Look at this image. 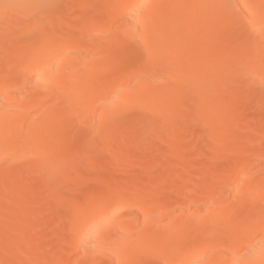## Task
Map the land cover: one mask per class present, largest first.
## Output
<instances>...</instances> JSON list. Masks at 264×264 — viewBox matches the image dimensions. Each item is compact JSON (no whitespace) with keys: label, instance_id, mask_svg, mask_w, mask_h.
Listing matches in <instances>:
<instances>
[{"label":"bare ground","instance_id":"bare-ground-1","mask_svg":"<svg viewBox=\"0 0 264 264\" xmlns=\"http://www.w3.org/2000/svg\"><path fill=\"white\" fill-rule=\"evenodd\" d=\"M38 1L0 0V11H5L6 21L20 14L32 16L30 5ZM139 5L144 7L137 12L135 6ZM104 11V21L88 22L87 36L96 33L92 43L75 38L74 24L70 25L67 38L50 40L48 29L52 25L56 28L57 21L51 24L43 19V14L34 16L28 26L41 29L40 42L16 71L28 76L19 84L8 66L0 68V169L10 164L17 167L12 180L9 175L0 176V264H36L48 255L49 234L44 225H26L28 216L40 213L37 207L41 195L39 191L30 194L29 189L42 183L43 194L58 193L57 183L61 180L54 173L65 146H71L82 132L79 124L91 130L88 125L95 127L98 118L94 116L99 111L102 113L96 128L104 131L119 113L140 107L151 112V131L161 132L153 146L154 153L127 152L132 141L122 137L101 146L109 157L103 164L113 166L138 158L139 177L147 176L152 185L135 191L127 184L130 173L122 169L120 180L110 179L105 192L89 195L85 189L83 195H89L85 202L74 197V212L67 223L64 244L45 259V264H153L152 257L163 264H264V168L258 167L264 153L254 156L250 144L241 140L245 131L236 129L242 116H237L236 122L232 118L239 110H246L241 101L250 99L256 88L245 81L248 84L240 91V79L263 73L259 77L264 82V0H114L105 4ZM123 19L117 31L103 34L106 27ZM19 40L15 38L13 44L20 45ZM0 42V52L4 53L10 43ZM134 43L138 48H132ZM89 46L90 56L82 55L81 51ZM158 73L163 76H156ZM229 88L234 95L231 93L222 105L210 99L198 112L199 123L211 128L205 142L210 145L209 151L199 149L195 135L183 125V108H187L192 95L194 105L200 106L215 93ZM258 107H264V99ZM207 111L210 114L205 120ZM193 118L196 119L192 116L189 122ZM147 125L142 124L134 130L135 134L144 132ZM25 126L30 128L27 135ZM251 128L244 130L250 132ZM259 134L263 140L264 130ZM170 137L175 140L169 142ZM134 139L133 144L143 141ZM26 141L32 142L30 147ZM165 152H169L171 160ZM72 153L90 155L89 149ZM181 156L199 158L200 167L206 158L223 159L224 168L237 166V170L231 178L229 172L225 177L221 168H215L209 181L195 183L199 190L192 199L179 204L171 193L182 191L181 185L189 183L193 175L189 165L180 161ZM168 161L175 167H184L186 172L180 176L169 174L171 178L160 176L164 186L156 193L160 177L143 169L166 170ZM25 175L29 181L14 191L5 189L6 182L14 181L16 185ZM71 189L63 193V209L71 206ZM158 196H163L161 201L156 199ZM34 227L41 230L37 232ZM72 253L74 256L70 257Z\"/></svg>","mask_w":264,"mask_h":264},{"label":"rangeland","instance_id":"rangeland-1","mask_svg":"<svg viewBox=\"0 0 264 264\" xmlns=\"http://www.w3.org/2000/svg\"><path fill=\"white\" fill-rule=\"evenodd\" d=\"M113 1L114 0H104V1L103 0H40L38 2H32L31 3L32 5H30V7H32V8H30V9H32V11H33L32 16H28L26 14H20L17 18H11V19H9V21L5 20V15H6L5 11H0V40H4L7 43H10L8 45L9 49H7V51H5L4 53L0 52V68L2 67V69H3L5 66L6 67L8 66L7 68H9V71L12 74V77L13 78L15 77L14 81H16L19 84H22L23 80L26 79V76H28V75L17 74L16 71H18L17 69H18L19 63L22 61V59L26 58L29 54H31L32 51H34V49L37 47V44H39V42H40L41 29L39 27L28 26V23L33 20L34 16L39 15V14H43V19L46 22L50 20V23L54 22L53 24H55L57 21L58 25L56 24L57 25L56 28H54V25H52L51 28L48 29L49 30V32H48L49 39L51 38L50 40H54L56 42V40H58L60 38H67L69 36V31H70L69 27H70V25L74 24V26L73 25L72 26H73V28L74 27L76 28V30L73 31L75 38L77 37V39H78V37H79V39L81 38L82 41L88 40L91 42L92 39L95 37L96 33H94V31H93V33L90 34V36H89L90 38L87 36L89 34V32H88L89 30L88 31L86 30V29H88L87 26L89 27L88 22L91 23L92 21L96 22L98 20L104 21L107 18V14L104 11L105 4L109 3V2H113ZM102 5H104L103 9H101ZM112 19H115V18L113 17ZM58 21H59V23H58ZM123 21H124V19L121 21H118V20L115 21L114 24H111L112 26H108V27H106V29H104L105 32L103 34L108 35V34L114 33L115 31H117V29H119V27ZM93 22H92V24H93ZM84 33H85V36H84ZM92 36H94V37H92ZM15 38L22 40L21 44H20L21 47L19 44H17V46H16V43L13 44V42L15 41ZM23 42H26L27 45H22ZM132 46H131L132 48L136 49V48H138L139 45L137 43H134ZM16 48H20V49L15 51ZM91 49H92L91 46H89L86 50L81 51V54L82 55L84 54L86 56L92 51ZM21 50L25 54L22 53ZM0 51H1V42H0ZM18 51L21 52V54L17 53ZM15 52L18 55L15 54ZM22 54H24V55H22ZM88 56H90V55H88ZM5 58L7 61L5 60ZM147 62H148V60H147ZM4 63H6L7 65ZM170 70H172L171 67H170ZM149 73H148V75H149ZM160 74L159 75L155 74V75L160 77ZM262 74L263 73H260L259 75L261 76ZM259 75H258V77H254L252 75H249L250 76L249 77L248 75H246V76H244L245 78L244 77H242V79L239 78L241 80V83H242V85L240 87L241 90L239 89L238 86H237L238 88L235 87L236 89H239L240 91H242V89H243L242 87H244L247 82L253 83V85H255L256 88L253 89L254 95L252 94L250 99H242V101H241V105L247 107L246 110H244V109L239 110V112H238L239 115L237 112L234 113L235 115L234 114L233 115L236 118L234 116H232L234 121H235V119H237V116H240V117L242 116L241 122L238 123L235 121L237 123L236 126H238V128H236V129H240L241 131L243 129V132L245 131L244 136H243L245 139L241 138V140L248 142V143H246L248 145L250 144L249 147H250V149H253L252 153L254 152L253 153L254 156H256V154L258 156L261 153H264L263 152L264 151V139L261 140L262 139L261 134H259L261 129L264 130V123H263L264 122V107H262V108L258 107L260 100L262 101L264 99V82H262L263 77H259ZM162 76H163V74H162ZM154 77H153V79H154ZM13 78H11V79L13 80ZM155 80L158 81L157 77ZM18 81H20L21 83ZM245 81H247V82H245ZM159 82L161 83V81H159ZM237 82H238V80H237ZM156 83H158V82H156ZM241 83H238V84L240 85ZM251 83H249V84H251ZM30 87H32V86H30ZM231 88H233V87H231ZM32 89H33L32 91H35L33 87H32ZM187 89L190 90L191 87L189 88V86H188ZM230 91H231V89L229 88L228 90L225 89L222 92L215 93L212 98L210 97V98L204 100L203 102H201L200 106L194 105L195 104V103H193L194 102L193 101L194 96L192 95L193 98H191V101L189 100L191 104L189 103V105H187V108L185 107V110L183 108V111L185 113V115L184 114L183 115L186 117L183 120V123H184L183 125H184V127H186L188 129V131L190 133L193 132V134L195 135V142L197 141L196 145L199 149L203 148L204 151L205 150L209 151L210 145H209V143L208 144H206V143H207V139L211 133V131H209V130H211L210 126L208 127L204 124L201 125V123H199V120H198L199 110L200 111L203 110L204 106H206L207 104L210 103L209 102L210 99L215 100L214 102L218 101L219 104L222 105L226 100H228L232 96L231 93H233V95H234V92H232V91L230 92ZM240 91H238V92H240ZM186 92H189V91L186 90ZM23 93L24 92L22 91V92H19V94L18 93L17 94L19 95V97H21L20 94L23 95ZM32 93L34 94V92H32ZM52 104L53 103H51V105ZM203 104H205V105L203 106ZM49 105L50 104H48L47 106H49ZM231 106H232V104H231ZM59 107H60V105H59ZM95 107H97V106H95ZM95 107H94V110L96 111V109H98V107L97 108H95ZM201 107H202V109H201ZM53 109H54V107H53ZM54 110H56V109H54ZM208 112L210 114V111H207V113L205 114L207 116V118L204 117L205 120L208 119V116H209ZM101 113L102 112L98 111L96 113V115L97 114L98 115L94 116V118L95 117L98 118V119L95 118L96 119L95 121H97V123H99L98 121L100 120L99 117H100ZM189 115H190V117H188ZM192 116L196 117V119L193 118L194 120L192 122H189V120L191 121ZM29 117H31V116H29ZM29 117L28 118L26 117L27 121L30 119ZM150 120H151V112L147 109H144V107L143 108L140 107L137 109L136 108L128 109L126 111L119 113L118 117L115 120L109 122V124H107L104 127V131H101L99 128H96L97 123H95L94 128H93L94 124L92 126L88 125L91 128V130L93 128L92 131L87 126H85L84 124H82V125L79 124L80 125L79 128L81 127L80 130L83 133L81 132L79 135H77V137L75 139H73V142H71V146L70 145L65 146L64 153L60 157V161H61L60 165L58 166V168L55 170L56 172L54 173L58 177H60V180H61V181H59V183H57L58 193H55L52 195L43 194V191L45 189V186H44L45 184L42 185V183L40 185L31 186L29 189L30 194H35V192L39 191L38 193H40L39 195H41V197L39 196L40 201H39L38 207H37L40 209V210L38 209V211L40 213L37 215L35 214V215L28 216V219H26L27 220L26 222H28V224L26 223V225H28V227H30V228L33 226L37 227V225H39V224L43 228V225H44V230L46 229V232L49 234V236H48L49 240H47L49 242H47V243L48 244L50 243V246H49L50 248H48V253H47L48 255H46V258L36 261V264H45L46 263L45 259L52 257L53 254L57 253L60 250V247H62L60 245L64 244V239H65V236L67 235L69 220H70V217L73 215V212H74L73 211L74 205L72 203L73 202L72 199H74V197H76L75 199H77L80 202H82V201L85 202V201H88V199H89V197H88L90 195L89 193H93L95 191L105 192L107 189L105 184H107L108 181H109V183H111L110 179L119 178V180H120V178L123 175V173H122L123 170H127L130 173L129 174L130 179H128L129 182L127 184L130 185V187H133L135 189V191H137L141 188H147V187L152 185V180H150L147 176L142 177V178H141V176L139 177L141 161L138 158H133V159L128 160V161L122 160L120 164L118 163V164H115L113 166H105L103 163L109 157L107 155L108 153L106 154L104 152L105 148H101V146L102 147L105 146V143L106 144H108V143L113 144V143H115L116 140H120L123 137V139H125L127 141H129V140L132 141V142H130L131 144L129 143V145L126 149L127 152L132 151L134 154L137 155V154H139V152L144 150V151H147L149 153V155L153 154L154 153L153 152V149H154L153 146H154L155 142L158 140V138L161 136V132L160 133L159 132L154 133L151 131V128H150L151 126L149 125ZM205 120H203V122ZM33 121H34V119H33ZM235 122H234V124H235ZM26 123H28V122H25V125H26ZM230 123H232V122H230ZM241 123H242V125H241ZM142 124H148L145 127V131L141 132V133L136 132V134H135L134 130L139 128ZM29 125L30 124L28 123L27 127H29ZM244 125H245V127H244ZM98 126H99V124H98ZM252 126H253V128H251ZM27 127L25 126V128H27ZM247 127L251 128L252 131L246 132L248 130H244V129H247ZM100 128H103V127H100ZM29 129L27 128L26 131H24V133L25 132L27 133V131H29ZM171 131H172V129H171ZM212 132H213V129H212ZM26 133H25V135H27ZM130 134H132V135H130ZM196 134H198V135H196ZM128 135H130V138L127 137ZM124 136H125V138H124ZM85 138H87V139H85ZM134 138H138V139L143 140V141L140 145H138L136 143L133 144V141L135 140ZM174 140H175L174 137H170L169 142L174 141ZM28 141H26L25 143H27L26 145H29L28 147H30L31 146L30 144L32 142L31 141L28 142ZM249 141H251V142H249ZM253 141H255V142H253ZM257 141L260 143H257ZM251 143L253 145H251ZM255 143H257V144H255ZM26 149L28 150V148H26V146H25V150ZM79 149H81V150H86V149L88 150L89 149L90 155L85 156L83 154L82 156H79V155H73V153H72V155L70 154L72 152V150L78 151ZM170 149H171V145L169 144V145H167V150L170 151ZM101 150L104 153H102ZM168 153L169 152H165L164 154L167 157V159L171 160V156L170 155L168 156ZM101 154H103V155H101ZM206 156H208L207 153H206ZM166 157H164V159ZM198 159L199 158H197L195 156L187 157V158L184 156H181V158H180V161L182 160L183 163L185 162V164L187 163V165H189V169L191 168L190 170L192 171L193 175H192L191 181L189 183L181 185V187L179 189L182 191H179L177 194L171 193V195L174 198L176 197L179 204L180 203L182 204L184 202L188 203L189 200L192 199L195 191L197 192L199 190L198 187L196 186V184H198V183L204 184L207 181H209L208 179L209 178L211 179V172L213 170H215V168H217V169L221 168V171L224 175L230 173L231 178L234 177V172L237 170V166H232L230 169L224 168L222 166L224 164L223 159L211 160L209 158L208 159L206 158V160H205L206 164L204 163L203 164L204 167H203V165H202V167H200L199 165H201V162ZM96 160H98V162ZM251 160H253V158H251ZM39 161L40 160H38L37 162H39ZM168 162H170V164L167 165L168 167L166 168V170L165 169H162V170L161 169H159V170L153 169V170H155V171H153L152 169L149 168V169H145V170L143 169V171H145L149 174L152 172L157 173L158 176H156V178H158L162 175H169V174L170 175H173V174L176 175L175 173H177V176L179 174L184 175V173L186 172L184 167L178 168V167H175L171 161H168ZM173 162H175V161H173ZM263 164H264V160L258 164V167L264 168ZM197 166H199V167H197ZM14 167H16V166L15 165L13 166L11 164H10V166H4L2 171L0 169V174H1L0 176H3L6 174V175H9V179L12 180L11 176H13V174L16 172V168H17V167L16 168H14ZM245 174H247V173H245ZM200 176H202V177H200ZM102 177L104 179H102ZM222 177H224V176H221V178ZM225 177H226V175H225ZM0 178L3 179V177H0ZM99 178H101L100 181L103 180L105 182L101 181L102 182L101 183L100 181H98ZM170 178H171V176H170ZM224 178H222V179H224ZM159 180H157L159 182H156L155 192L156 191L159 192V189L161 190L162 186H164V183L161 181V177ZM18 181H19V179H18ZM27 181H29V177L26 175L23 176V178L20 180V182L17 183V181H16V183L18 185L17 184L15 185L14 181L9 180L8 183L7 182L5 183L6 184L5 189H7L8 191H14L18 188V186L21 183H24V182L26 183ZM84 182H85V186L83 184ZM157 183H159V184H157ZM73 185H76L75 189L72 188L74 190L71 189V186L73 187ZM70 189H71V192L73 191L72 194H74L75 196L74 195L72 196V194L69 195V197H72L71 198L72 204L70 203V205H71L70 207L63 209L62 205L64 203L63 199H64V195H65L63 193H66V191H68V190L70 192ZM226 189H228V187ZM84 190L87 191V193L89 194L88 196H87V194H84L86 196L83 195ZM67 194H69V193H67ZM87 197H88V199H86ZM161 197L163 198V196H158V197H156V199H158V201H161L162 200ZM60 203L62 205H60ZM0 212H1V209H0ZM39 219H40V221H39ZM35 229H36L35 231H37V232H38V230L39 231L41 230V228H39V227L35 228ZM16 236H18V235H16ZM68 243H70V242H68ZM71 246L72 245H70V247ZM70 255H72L70 257L74 256L73 253ZM152 258L154 259L153 261H151ZM152 258H149L150 259L149 261H151L153 264H156V263L157 264H159V263L163 264V262L161 260L155 259L157 257H155V258L152 257ZM88 260L87 259L85 260L86 263L89 262ZM85 261H84V263H85ZM77 263L78 262H74V264H77Z\"/></svg>","mask_w":264,"mask_h":264},{"label":"snow or ice","instance_id":"snow-or-ice-1","mask_svg":"<svg viewBox=\"0 0 264 264\" xmlns=\"http://www.w3.org/2000/svg\"><path fill=\"white\" fill-rule=\"evenodd\" d=\"M12 7L11 5H5V8H10ZM136 7V11L139 12L142 10V8L144 7L143 5H139V6H135ZM230 7V6H229ZM261 30L264 31V23L261 24ZM262 247H264V245H262ZM193 264H195V262H193ZM238 264V262H237Z\"/></svg>","mask_w":264,"mask_h":264}]
</instances>
